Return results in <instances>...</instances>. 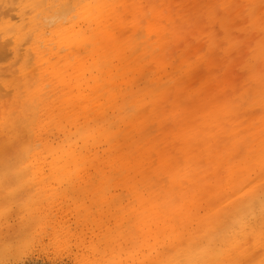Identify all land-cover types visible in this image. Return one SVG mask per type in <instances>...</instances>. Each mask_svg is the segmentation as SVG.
I'll list each match as a JSON object with an SVG mask.
<instances>
[{
	"label": "bare ground",
	"instance_id": "1",
	"mask_svg": "<svg viewBox=\"0 0 264 264\" xmlns=\"http://www.w3.org/2000/svg\"><path fill=\"white\" fill-rule=\"evenodd\" d=\"M263 176L264 0H0V200L20 196L17 241L44 202H125L131 240L159 212L201 226L140 249L151 264H264ZM103 242L66 263L114 264L125 249Z\"/></svg>",
	"mask_w": 264,
	"mask_h": 264
},
{
	"label": "rangeland",
	"instance_id": "2",
	"mask_svg": "<svg viewBox=\"0 0 264 264\" xmlns=\"http://www.w3.org/2000/svg\"><path fill=\"white\" fill-rule=\"evenodd\" d=\"M232 72H237V69H232ZM238 77H230V83L242 82V78L237 79ZM242 84H246V81ZM256 177L257 171L252 172L251 181H255ZM263 178L264 176L258 179L256 184ZM19 199L20 196L18 195L12 200L5 196L0 200V264H67L69 252L71 250L76 251V246L81 240L104 243L105 238L109 239L110 244L118 242L120 247L125 249L120 258L116 254L112 258L114 264H151L141 254H138L140 249H143L145 254L148 253L146 257H156L157 254L162 252L166 244L170 245L168 241L170 233L175 232L176 235H180L184 239L197 238L202 233L200 232L201 226L199 223L197 224L198 221L196 220L180 226L172 221L166 220L165 222L162 218L165 214L159 212L143 221L142 232L139 234H142L145 239L140 237L138 240H131L126 236L129 231L128 226L122 225L117 228V223L120 219L123 221L133 217L135 211L131 210L136 207H132L125 202L119 208L100 204H85L83 206L72 201L56 199L55 203L48 204L44 202L39 205L41 207L39 228L34 231L32 236L31 232L34 226L27 228L25 241L19 242L17 241L18 229H20L19 218L21 216ZM221 206L220 208L225 210L223 209V203H221ZM254 209V213L259 212L258 205ZM198 214H204V210H200ZM142 216L146 217L141 213L136 217L141 218ZM245 221L247 226L250 227L258 224L257 218L253 217H248ZM173 224H175V227ZM228 226L226 224L223 229H217L214 233L225 235V228L227 227L228 230ZM21 232L23 233L22 230ZM4 244H6L5 249H3ZM126 251L131 252L134 256V259L129 260L128 263H126L128 260L126 259ZM106 256L111 258L110 255ZM165 258L166 254L161 256L162 260ZM109 261L111 260L104 258L99 262L100 264H106Z\"/></svg>",
	"mask_w": 264,
	"mask_h": 264
}]
</instances>
